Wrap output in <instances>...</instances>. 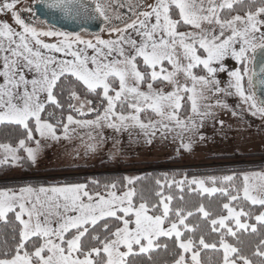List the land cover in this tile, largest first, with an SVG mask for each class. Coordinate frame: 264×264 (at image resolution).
<instances>
[{"label":"snow or ice","instance_id":"6c2138e0","mask_svg":"<svg viewBox=\"0 0 264 264\" xmlns=\"http://www.w3.org/2000/svg\"><path fill=\"white\" fill-rule=\"evenodd\" d=\"M20 2L0 0V14L11 18L0 17V125L19 126L26 136L15 145L0 142V167L37 163L48 141H79L85 158L118 159L125 148L123 133L130 139L134 133L137 143L142 136L147 145L157 136L171 138L179 142L178 152L191 151L195 138L205 139L201 129L207 120L223 128L215 109L240 115L218 94L238 97L241 111L264 120V0H41L69 19L99 18L103 27L94 40L81 34L86 29L36 27L32 6ZM105 30L108 39L101 36ZM226 57L239 66L228 71L221 87L216 74L226 71ZM69 77L85 96L72 88L69 114L53 124L42 113L49 104L63 112L55 89ZM90 95L99 97L96 106ZM163 176L155 180L158 202L151 204L142 194L136 202L139 178L129 176L123 182L0 188V222L12 224L0 264H129L130 256L167 250L160 238L174 241L172 264H202L201 250L222 253L219 264H255L229 242V237L239 242L241 232L259 238L251 255L264 264V172L241 173L242 186L235 174ZM165 186L180 195L165 194ZM185 190L226 198L221 205L226 214L214 215L203 202L188 207ZM245 202L259 211L245 210ZM193 216L219 239L209 242L203 232L197 239L201 224L189 223Z\"/></svg>","mask_w":264,"mask_h":264},{"label":"trees","instance_id":"16d2710c","mask_svg":"<svg viewBox=\"0 0 264 264\" xmlns=\"http://www.w3.org/2000/svg\"><path fill=\"white\" fill-rule=\"evenodd\" d=\"M239 66V65H238ZM197 74L202 73L200 69L196 70ZM75 88L79 95L84 98L85 90L82 86H80L74 78L69 77L67 80H62L59 82L57 88L55 89V94L57 95L60 102L64 105V110L61 112L59 109H56L53 105H46L45 112L42 113V117L45 119H49L50 122L56 124L61 118H66L69 114L68 100L69 91ZM88 99H92L95 103L93 106L99 103V97L95 95H90L87 97ZM74 103V101H71ZM49 114H52L51 116ZM73 115H76L74 112ZM91 117V115L87 116ZM26 133L19 126L14 125H0V142H11L12 144H16V142L24 138ZM23 152V151H21ZM159 154H149L135 157L134 161H138L137 164L144 163V169L138 172L137 174L129 177H138L136 184L134 185L137 189V200L139 203V195H143L149 203H157L158 197L155 196V192L159 189L155 184V180L157 178L163 180V174L167 173L169 178L175 176V179L180 180L186 174L189 179L193 176L195 177H208V176H217L221 177L224 175H233L235 174L236 180L235 183L237 186H242V177L241 173L259 170L264 171V154L263 155H250L244 156L241 152H238L236 158L226 160L220 158L218 155H194L189 156L187 158L184 157L183 151L172 150L170 151L168 148L158 151ZM236 152V150L234 151ZM22 156L26 155L25 153H21ZM216 156V157H215ZM129 158V157H128ZM235 160V161H230ZM230 161V162H228ZM28 163V162H27ZM32 165L31 163H28ZM33 167L29 169V171L23 170L20 174L14 175L13 177H7V179H0V188H17L25 185H50L64 182H88L92 179H98L101 182L110 181V180H119L123 182V177L128 176L127 172L124 171H110V172H97L91 174L81 175L80 173H76V175H65L59 178H49L43 176V174H36V169ZM66 171V170H65ZM86 171V170H85ZM76 171H73V173ZM80 172V171H77ZM40 176V177H39ZM208 186H212L209 184ZM219 186V185H217ZM91 188L92 185L90 184ZM165 194H172L173 196H179L180 193L174 187L169 190L167 186L164 188ZM185 197V201L187 202L188 207L198 206L201 202L205 204V206L213 212L214 215L226 214L221 209L222 203L226 202V198H222L219 194H214L209 197L206 194L201 197L196 193H188L187 190L183 193ZM179 201L173 202V207H175ZM245 210H251L258 212V206L256 208H252V206L248 205L246 202L244 203ZM9 221L13 220V217L9 216ZM200 223L201 227L196 232V238H199L201 232L205 235L206 240L209 242L213 240H218L219 237L216 234L210 232V228L207 226L206 222L201 221L199 216H193L190 218L189 223ZM12 224L11 223H3L0 222V249L3 248V242L5 239H9L12 235ZM240 241L238 242L236 239L229 237V242L235 244L236 246L242 248L245 254L249 255L255 264H259V258L252 256V252L255 250V245L258 243V237L254 234H245L241 232L239 234ZM161 244H167L168 249H158L152 251L149 254H138L133 255L128 258L129 264H172V261L176 258L177 249L175 248L174 241L168 240L167 238H160ZM222 253H217L212 250H201V261L202 264H219V260Z\"/></svg>","mask_w":264,"mask_h":264},{"label":"rangeland","instance_id":"374dc122","mask_svg":"<svg viewBox=\"0 0 264 264\" xmlns=\"http://www.w3.org/2000/svg\"><path fill=\"white\" fill-rule=\"evenodd\" d=\"M151 2V0H149ZM33 0H21L20 7L25 5H31ZM115 7V5H114ZM122 11H127L123 9ZM25 16L28 14L25 13ZM0 17L10 20V16H3L0 14ZM32 21L35 23V26L38 28H43L47 30L52 26H48L44 21L35 18L32 16ZM119 26V25H118ZM100 28L96 32H82L81 34L85 39H93L94 34L100 32ZM55 28V27H54ZM58 29V28H57ZM185 30V29H181ZM81 31V30H80ZM102 38L108 39L109 34L107 30L101 33ZM135 38V37H134ZM46 43H56L57 40L54 37H41ZM89 55L92 54V50H88ZM56 55L57 57L64 58L62 53H50ZM70 58V57H68ZM225 68L224 72H217V79L220 80L221 87H225L229 76L228 71L234 70L238 67V64L232 60L230 57L225 58ZM218 67V65H214ZM27 73V70H25ZM201 74V73H199ZM198 74V75H199ZM28 78H31V74H28ZM183 80V77H181ZM219 98L224 100L229 104L231 109H235L240 112L238 117H233L230 110L217 108L215 109L217 118L224 121V126L221 128L219 123L214 122L209 119L205 122L204 127L201 129L205 139L200 140L198 137L195 138V143L193 144V149L191 151H185L180 149L179 151L184 152V157L196 155H218L220 158L226 160L236 158L238 152H241L244 156L250 155H263L264 154V120H261L259 117H253L247 111H241L237 105L240 103L239 98L236 96H224L223 94H218ZM82 98V97H81ZM74 103H78L74 101ZM85 118H92L85 117ZM109 135H112L111 130H106ZM37 138L38 135H37ZM124 141V151L118 159H107L105 155H89L85 158L83 153V147L77 141L74 145L69 144L68 142H52L48 141L46 146L42 149L38 156L37 163L34 164L36 169V174H43L45 177L49 178H59L65 175H76V173L84 174H93L101 171L110 172V171H124L127 172L128 176H133L144 169V163L137 164L138 161H134L135 157L143 156L146 154H159L158 151L168 148L170 151L177 150L179 147V142H172L171 138L168 141H165L161 137L157 136L154 142L151 145L144 143V139L141 136L139 138V143L136 142V136L133 133L130 139L128 133H123ZM29 146H35L34 142H28ZM111 146L109 145V148ZM236 150V152H234ZM79 151L81 155H76V152ZM20 152V155H22ZM215 156V157H216ZM129 157V158H128ZM235 161V160H230ZM228 161V162H230ZM33 167L27 162H24L20 166H10V167H0V179H7V177H13L14 175L20 174L23 170L29 171ZM66 170V171H65ZM86 170V171H85ZM73 171H76L73 173ZM80 171V172H77ZM252 172H264L259 170L248 171ZM40 177V176H39ZM70 183H82V182H70ZM42 185V184H40ZM37 185V186H40ZM53 185V184H50ZM49 186V185H44ZM18 188V187H17Z\"/></svg>","mask_w":264,"mask_h":264},{"label":"water","instance_id":"95a60500","mask_svg":"<svg viewBox=\"0 0 264 264\" xmlns=\"http://www.w3.org/2000/svg\"><path fill=\"white\" fill-rule=\"evenodd\" d=\"M33 10V17L43 20L48 25L65 31L71 32L86 29L90 32H96L102 24V21L99 18L87 22L66 18L58 10L45 7L41 0H36V2L33 3Z\"/></svg>","mask_w":264,"mask_h":264},{"label":"flooded vegetation","instance_id":"af4514ba","mask_svg":"<svg viewBox=\"0 0 264 264\" xmlns=\"http://www.w3.org/2000/svg\"><path fill=\"white\" fill-rule=\"evenodd\" d=\"M32 8H33V3L31 4Z\"/></svg>","mask_w":264,"mask_h":264}]
</instances>
